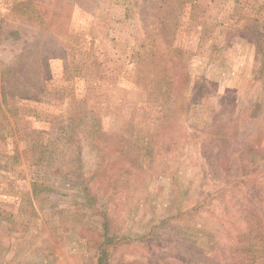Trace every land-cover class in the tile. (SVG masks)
<instances>
[{
    "label": "rangeland",
    "instance_id": "374dc122",
    "mask_svg": "<svg viewBox=\"0 0 264 264\" xmlns=\"http://www.w3.org/2000/svg\"><path fill=\"white\" fill-rule=\"evenodd\" d=\"M99 255L264 264V0H0V264Z\"/></svg>",
    "mask_w": 264,
    "mask_h": 264
},
{
    "label": "trees",
    "instance_id": "16d2710c",
    "mask_svg": "<svg viewBox=\"0 0 264 264\" xmlns=\"http://www.w3.org/2000/svg\"><path fill=\"white\" fill-rule=\"evenodd\" d=\"M93 129H94V132L95 133H99V132L101 133V131H102L101 126H99V125L97 126V123H95V125L93 126ZM77 158H78L77 159L78 160V163L77 164H78L79 168H81V165H82V161H81L82 155L79 153L77 155ZM54 172H62V170L60 168L55 167ZM73 177H76V176H73ZM46 190L51 191L52 189H46ZM109 232H110V227H109V225L106 224L105 225V230H104V237H103V239H102V241H101L100 244H107V243L113 242L114 240H117L118 235H114V234L113 235H110ZM106 257H107V255H101V256L99 255V264H101L105 260Z\"/></svg>",
    "mask_w": 264,
    "mask_h": 264
}]
</instances>
